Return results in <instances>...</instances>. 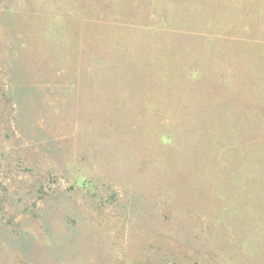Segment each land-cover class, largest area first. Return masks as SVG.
Returning a JSON list of instances; mask_svg holds the SVG:
<instances>
[{
	"label": "rangeland",
	"instance_id": "1",
	"mask_svg": "<svg viewBox=\"0 0 264 264\" xmlns=\"http://www.w3.org/2000/svg\"><path fill=\"white\" fill-rule=\"evenodd\" d=\"M0 264H264V0H0Z\"/></svg>",
	"mask_w": 264,
	"mask_h": 264
}]
</instances>
